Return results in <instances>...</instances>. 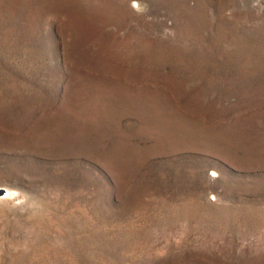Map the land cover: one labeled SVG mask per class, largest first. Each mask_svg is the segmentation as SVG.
I'll return each instance as SVG.
<instances>
[{"label":"rangeland","instance_id":"374dc122","mask_svg":"<svg viewBox=\"0 0 264 264\" xmlns=\"http://www.w3.org/2000/svg\"><path fill=\"white\" fill-rule=\"evenodd\" d=\"M0 264H264V0H0Z\"/></svg>","mask_w":264,"mask_h":264},{"label":"bare ground","instance_id":"6f19581e","mask_svg":"<svg viewBox=\"0 0 264 264\" xmlns=\"http://www.w3.org/2000/svg\"><path fill=\"white\" fill-rule=\"evenodd\" d=\"M8 195H9V191L8 190H5V194L2 197H7Z\"/></svg>","mask_w":264,"mask_h":264},{"label":"water","instance_id":"95a60500","mask_svg":"<svg viewBox=\"0 0 264 264\" xmlns=\"http://www.w3.org/2000/svg\"><path fill=\"white\" fill-rule=\"evenodd\" d=\"M2 194H4V193H3V190H0V195H2Z\"/></svg>","mask_w":264,"mask_h":264}]
</instances>
